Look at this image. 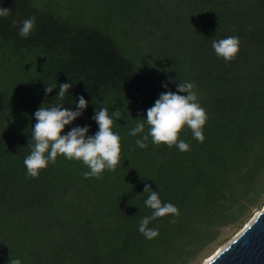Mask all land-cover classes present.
Returning a JSON list of instances; mask_svg holds the SVG:
<instances>
[{
    "label": "trees",
    "instance_id": "1",
    "mask_svg": "<svg viewBox=\"0 0 264 264\" xmlns=\"http://www.w3.org/2000/svg\"><path fill=\"white\" fill-rule=\"evenodd\" d=\"M0 6L11 9L0 17V264L10 257L21 264H194L263 205L264 0H0ZM31 17L35 28L21 37L19 22ZM229 36L240 46L225 62L212 41ZM180 80L197 85L208 116L205 141L185 126L179 139L190 151L151 138L139 148L148 125L136 136L130 130ZM68 82L72 88L58 101L59 85ZM45 84L56 88L46 95ZM80 95L88 107L62 134L89 125L93 135L95 109L105 107L110 116L120 109L112 129L121 138L115 171L85 179L86 165L58 156L37 178L27 177L35 111L57 102L75 110ZM145 183L179 209V216L150 222L159 230L151 240L139 232L152 214Z\"/></svg>",
    "mask_w": 264,
    "mask_h": 264
},
{
    "label": "clouds",
    "instance_id": "2",
    "mask_svg": "<svg viewBox=\"0 0 264 264\" xmlns=\"http://www.w3.org/2000/svg\"><path fill=\"white\" fill-rule=\"evenodd\" d=\"M11 13L10 8L0 6V17L7 18ZM18 22L13 21V25ZM35 17L19 22L21 37H28L34 30ZM249 31L251 28L248 29ZM240 40L237 36L213 40L212 48L218 58L225 62L234 60L239 52ZM176 83L169 77L168 83ZM164 83V88L168 87ZM197 85L194 81H181L176 84V91L161 92L154 105L146 110V118L137 119L136 126L132 128L129 135L136 136L145 131V122L148 131L142 139L136 140V145L141 149L148 147L149 138L154 145L165 144L168 147L175 145L181 152L191 150L189 143L179 139V134L187 126L192 133L193 139L199 143L205 141L203 128L208 120L206 110L198 102ZM56 86L45 84V94H50ZM72 88V84L61 83L57 94L58 101H63L65 94ZM180 93H187L181 95ZM76 108H65L64 103L57 102L49 107L40 106L34 113L35 124L31 126V137L29 145L30 154L24 159V166L27 169L26 176L37 178L42 169L48 164L56 163L58 156H64L68 160L81 161L89 169L82 173L85 179L101 177L105 169L115 171L120 162V136L114 132V118L122 117L120 109H116L109 115L105 107L95 109L92 119L96 122L98 130L89 135V125H76L71 127L66 134H62L66 125H71L83 111L88 107V101L80 95ZM143 178V176H142ZM144 192L149 193L144 201L145 206L152 210L150 216H145L139 223V232L146 239H153L159 235V230L150 228L151 221L164 216H179V209L172 203H162L158 191H154L151 185L145 183ZM175 219L170 223H175ZM8 264H21L20 259H12Z\"/></svg>",
    "mask_w": 264,
    "mask_h": 264
},
{
    "label": "water",
    "instance_id": "3",
    "mask_svg": "<svg viewBox=\"0 0 264 264\" xmlns=\"http://www.w3.org/2000/svg\"><path fill=\"white\" fill-rule=\"evenodd\" d=\"M205 264H264V207Z\"/></svg>",
    "mask_w": 264,
    "mask_h": 264
},
{
    "label": "rangeland",
    "instance_id": "4",
    "mask_svg": "<svg viewBox=\"0 0 264 264\" xmlns=\"http://www.w3.org/2000/svg\"><path fill=\"white\" fill-rule=\"evenodd\" d=\"M127 42L125 41V44ZM263 200H264V197H263ZM262 207H264V202H263V205L260 206V208H252V212H251V215L249 216V218L246 219V221L240 226V228H232V229H227L224 233V236L227 237V240L225 242H223L222 244L216 246V245H213L211 246L208 250H206L204 252V254L200 257L199 261L200 262H196L194 264H202V262L205 260L208 259V257L214 253L219 247L225 245L228 241H230L244 226L245 224L248 222V220L260 209H262Z\"/></svg>",
    "mask_w": 264,
    "mask_h": 264
},
{
    "label": "bare ground",
    "instance_id": "5",
    "mask_svg": "<svg viewBox=\"0 0 264 264\" xmlns=\"http://www.w3.org/2000/svg\"><path fill=\"white\" fill-rule=\"evenodd\" d=\"M210 258L208 257V259L207 260H209ZM207 260L205 261V262H207ZM205 262L203 263V264H205Z\"/></svg>",
    "mask_w": 264,
    "mask_h": 264
}]
</instances>
